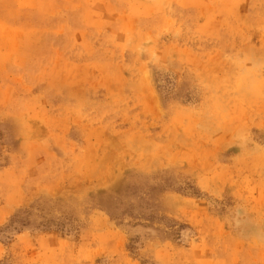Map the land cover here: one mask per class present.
<instances>
[{"label": "rangeland", "instance_id": "obj_1", "mask_svg": "<svg viewBox=\"0 0 264 264\" xmlns=\"http://www.w3.org/2000/svg\"><path fill=\"white\" fill-rule=\"evenodd\" d=\"M0 264H264V0H0Z\"/></svg>", "mask_w": 264, "mask_h": 264}]
</instances>
